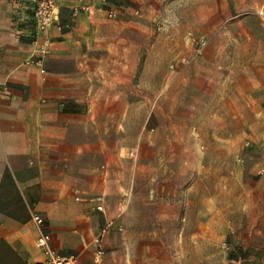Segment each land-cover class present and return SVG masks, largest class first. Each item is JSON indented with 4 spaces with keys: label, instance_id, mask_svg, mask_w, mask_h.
Wrapping results in <instances>:
<instances>
[{
    "label": "rangeland",
    "instance_id": "1",
    "mask_svg": "<svg viewBox=\"0 0 264 264\" xmlns=\"http://www.w3.org/2000/svg\"><path fill=\"white\" fill-rule=\"evenodd\" d=\"M116 3L100 0L95 9L106 57L118 44L120 60L131 63V83L120 87L135 89L137 108L122 117L118 175L105 194L118 211L97 208L106 214L100 231L108 227L104 256L117 250L119 264H264V97L248 118H231L219 109L223 97L214 115L202 95L177 89L193 75L198 87L203 78L223 94L231 69L236 81L264 67V0ZM228 123L234 130L225 132ZM110 235L119 243L107 245Z\"/></svg>",
    "mask_w": 264,
    "mask_h": 264
},
{
    "label": "crops",
    "instance_id": "2",
    "mask_svg": "<svg viewBox=\"0 0 264 264\" xmlns=\"http://www.w3.org/2000/svg\"><path fill=\"white\" fill-rule=\"evenodd\" d=\"M99 1L59 0L61 16L49 29L50 52L43 56L46 35L32 41V0H0V264L46 259L38 245L42 229L36 212L44 216L55 250L77 255L79 264H95L106 214L84 197L111 190L120 163L114 150L121 145L122 117H134L137 108L135 89L120 87L122 81L130 84L132 75L130 61L120 60V45H112V59L106 57L103 13L95 9ZM83 2L93 7L78 13ZM116 2L110 0L111 6ZM32 56L43 61L28 64ZM243 72L233 81L237 73L230 70L223 94L213 81L204 86L203 78L198 87L193 75L180 77L177 89L189 98L202 95L214 115L223 97L224 116L248 118L264 97V67ZM233 126L226 124L224 131ZM111 202L105 197L108 212L115 213ZM115 242L119 237L106 239L107 245ZM119 260L114 250L100 264Z\"/></svg>",
    "mask_w": 264,
    "mask_h": 264
},
{
    "label": "built area",
    "instance_id": "3",
    "mask_svg": "<svg viewBox=\"0 0 264 264\" xmlns=\"http://www.w3.org/2000/svg\"><path fill=\"white\" fill-rule=\"evenodd\" d=\"M60 13V7L56 3V0H38V3L35 7L34 11V20H35V28L32 32V41L38 42L42 35H46L47 43L41 48L43 52V56L50 52V44L51 38L48 34L49 29L58 21ZM116 14L115 9H111L109 11L110 16H114ZM43 56L36 58L34 56L29 57L27 59L28 64H36L43 61ZM77 191V189H75ZM78 200H81L82 197L80 195L77 196ZM94 201L97 202V208L101 211L105 209V195L99 194L93 198ZM34 219L42 229L41 236L38 239V245L43 249L46 254V259L42 262L36 264H79L78 257L75 254L72 255H64L55 250L50 244L51 241V233L48 232L45 228V218L42 214L36 212L34 214ZM108 232V227L103 228L97 238L96 241L98 243L95 264H100L101 259L105 254L104 242L105 236Z\"/></svg>",
    "mask_w": 264,
    "mask_h": 264
}]
</instances>
